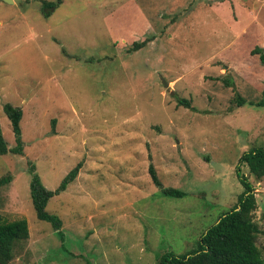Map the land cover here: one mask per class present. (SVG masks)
<instances>
[{
    "label": "rangeland",
    "instance_id": "374dc122",
    "mask_svg": "<svg viewBox=\"0 0 264 264\" xmlns=\"http://www.w3.org/2000/svg\"><path fill=\"white\" fill-rule=\"evenodd\" d=\"M41 1L0 0V126L14 146L3 105L19 107L24 144L0 154V221L28 224L13 264H157L196 248L243 190L239 157L264 146V64L251 54L264 51V0H61L47 17ZM79 161L46 205L61 245L36 217L28 167L54 190ZM149 164L184 194H163ZM249 179L264 258V176Z\"/></svg>",
    "mask_w": 264,
    "mask_h": 264
},
{
    "label": "trees",
    "instance_id": "16d2710c",
    "mask_svg": "<svg viewBox=\"0 0 264 264\" xmlns=\"http://www.w3.org/2000/svg\"><path fill=\"white\" fill-rule=\"evenodd\" d=\"M61 0H42V10L44 16ZM146 40L135 42L129 48L135 50L142 47ZM251 54H257L259 60L264 64V51L259 45L254 46ZM230 81V80H229ZM225 83H231L225 80ZM264 95V90H263ZM242 97H238V105L244 103ZM178 102L186 107H190V100L181 98ZM253 103V102H250ZM264 104V102L256 103ZM3 111L10 121L15 145L8 146L3 137L0 126V154L12 153L21 154L23 151V141L21 139L20 120L22 111L19 107L11 103L3 105ZM239 164L245 163L248 168V175L241 171L240 165L236 167V176L242 186V192L230 210L222 213L217 221L208 227L200 237L196 248L183 253L176 254L172 251L161 254L157 264H264L259 247L256 245V235L259 231L257 223L253 218V211L256 208L255 187L249 176L259 181L264 176V146H253L243 152L238 160ZM81 167V162H77L61 179L54 189H47L40 181L35 171V165L29 164L28 171L31 174L29 181V193L31 202L39 220L48 222L54 231L59 235L61 245L64 242L62 231V221L54 213L46 209L48 200L55 194L64 191L69 183L74 181ZM148 172L152 182L163 194L170 196H182L184 192L173 187H164L157 176V172L152 164L148 166ZM10 175L0 177V187L7 184ZM28 238V224L25 218H18L11 221H0V264H13V251L17 245ZM25 264H35L27 262Z\"/></svg>",
    "mask_w": 264,
    "mask_h": 264
},
{
    "label": "water",
    "instance_id": "95a60500",
    "mask_svg": "<svg viewBox=\"0 0 264 264\" xmlns=\"http://www.w3.org/2000/svg\"><path fill=\"white\" fill-rule=\"evenodd\" d=\"M3 1H5V2H7V3H12V2H13V0H3ZM163 84H164V85H167V83L165 82V80H163Z\"/></svg>",
    "mask_w": 264,
    "mask_h": 264
}]
</instances>
